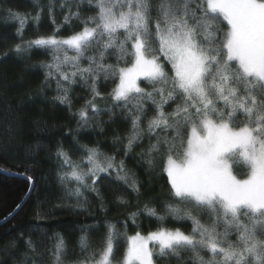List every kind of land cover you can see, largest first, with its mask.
Here are the masks:
<instances>
[{"label":"snow or ice","instance_id":"snow-or-ice-1","mask_svg":"<svg viewBox=\"0 0 264 264\" xmlns=\"http://www.w3.org/2000/svg\"><path fill=\"white\" fill-rule=\"evenodd\" d=\"M33 3L35 15L5 8L0 19L19 24L12 55L26 70H45L37 95L53 90L54 83L57 95L48 102L71 110L73 88L86 87L91 98L72 114L79 121L75 132L103 134L100 125H128L124 136L110 141L113 148L136 159L134 150L147 141L140 156L147 165L145 175L151 176L159 161L169 190L167 199L149 197L141 203L148 183L123 159L105 154L99 145L80 143L70 131L71 150L59 141L52 153L58 183L75 198L74 211H88V193L105 216L80 225L79 254L56 233L54 250L39 251L31 238L24 240V252L16 240L0 246V264H48L46 257L50 264H264V0ZM56 11L62 13L59 23ZM45 12L54 34L25 40L27 20L38 28ZM61 29L71 34L61 37ZM35 50L50 55V61L32 63ZM110 57L114 63L106 62ZM144 82L148 87L141 86ZM109 84L114 85L107 94L110 103L98 104L105 100L101 86ZM101 115L108 119L97 120ZM9 132L0 153L18 139L11 127ZM76 153L84 155L73 160ZM26 179L32 182L30 196L44 178L38 173L34 180ZM71 182L74 188L67 187ZM120 189L136 197L137 207L113 223L106 218L107 205L130 204L116 194ZM14 214L0 223H8ZM49 214L51 209L38 210L37 218ZM144 220L158 227L129 236L127 229L142 227ZM187 221L192 225L187 232L164 226ZM15 229L13 225L9 231ZM101 230L97 249L91 236ZM22 238L20 233L17 239ZM122 245V258L116 259Z\"/></svg>","mask_w":264,"mask_h":264},{"label":"trees","instance_id":"trees-1","mask_svg":"<svg viewBox=\"0 0 264 264\" xmlns=\"http://www.w3.org/2000/svg\"><path fill=\"white\" fill-rule=\"evenodd\" d=\"M46 2V0H42ZM59 3V0H57ZM5 8H11L13 11L24 13H32L35 15L36 8L33 0H0V17L5 15ZM57 23L62 19V13H55ZM19 24L15 21L5 23L0 19V143H7L8 137L12 134L9 128L18 136L14 144L8 148L6 152L0 153V169L3 171L17 173L20 175H7L0 171V221L4 217H8L16 209L17 204H21L29 192L31 182L23 178L22 175L33 177L39 173L44 179L40 181L38 189L31 193L28 199L22 204L14 217L8 223L0 224V246H3L13 240L19 245V251L24 252L26 246L24 240L31 238L36 241L39 251L54 250L57 243L56 233L64 236L69 242L70 247L76 248L79 254L78 242L81 235L80 225H92L105 216L99 209L98 201L94 195L85 193L89 196L91 203L87 205L88 211H74L71 207L76 203L74 197L68 196L64 191V186L58 183L57 160L52 155L55 151L57 142L63 141L66 149H70L72 144V136L66 135L72 132V135H78L80 143L89 146L99 145L101 151L107 155H115L118 160L123 159L127 168L135 172V174L148 183V190H145L141 203L149 197H161L167 199L169 185L165 174L159 171L162 165L157 161L156 171L151 176H146L144 169L146 164H141L140 156L147 149V141L134 150L136 159L126 158L122 152H117L110 141L117 134L124 136L127 133L128 125L117 122L115 124L100 125L105 128L103 134H99L98 130L87 134L81 132L76 133L78 127V118L72 114L78 109L85 106L86 102L91 98L90 92L84 86H76L72 91V108L59 103L52 104L48 101L57 93L53 90L45 89L40 95H37L38 89L44 80V69L26 70L25 64L11 53L12 47L19 42L16 32ZM78 30V29H76ZM55 26L51 23L45 12L41 17V23L37 28L31 18L27 20L23 38L25 40L34 39L37 36H47L54 34ZM71 34V30L61 29L59 35L61 37ZM8 53L5 58L4 54ZM73 53H69L72 55ZM92 53H89L91 55ZM50 55L42 50H35L32 63L39 61H50ZM114 63L111 57L106 61ZM86 62H85V65ZM142 87H148L146 82L141 84ZM114 87L109 84L107 87L101 86V91L105 95L104 101H97L98 104L110 103L107 99L108 92ZM171 111V108H166ZM89 115L91 112L89 111ZM97 120H107L108 117L101 115ZM91 123V122H90ZM45 124L47 128H45ZM83 153L72 155L73 160H79ZM86 167V166H85ZM35 168L36 171H30ZM239 172V170H237ZM68 188H74L75 182L67 184ZM112 187H116L113 185ZM116 194H123L125 199L130 201L128 206L115 205L109 203L107 207V219L116 222L117 219H126L127 213L136 210L137 199L131 193H124L122 189ZM112 197H109L111 201ZM43 202V207H40ZM67 205L63 209H57L55 205ZM51 209L53 214H49L43 220H38L37 211L46 212ZM143 219V217H141ZM139 223V221H138ZM15 225L16 229L9 231ZM169 228H180L187 232L191 229V222L169 223L164 225ZM35 227H41L43 230L38 232L31 231ZM123 230L122 225H117ZM158 225L150 220H144L143 226L140 228L129 227L127 233L129 236L139 231L147 234L156 230ZM20 233H23L22 239H17ZM103 230L100 233H93L91 242L94 248L101 247ZM126 245L120 247L116 259H121ZM82 255V254H81ZM3 253H0V258ZM98 258V257H97ZM46 261L50 264V257H46Z\"/></svg>","mask_w":264,"mask_h":264},{"label":"water","instance_id":"water-1","mask_svg":"<svg viewBox=\"0 0 264 264\" xmlns=\"http://www.w3.org/2000/svg\"><path fill=\"white\" fill-rule=\"evenodd\" d=\"M0 171H3V170H1L0 169ZM5 174H7V175H16L17 173H15V174H12L11 172H7V171H3ZM17 175H20V174H17ZM22 177L23 178H26L27 176H25V175H22ZM31 182V181H30ZM32 183V182H31ZM28 197H29V192H28V194L26 195V197H25V199L23 200V202L21 203V204H23L27 199H28ZM18 210L17 209H15L12 213H16ZM11 219V218H10ZM3 221V220H2ZM0 224H3V223H0Z\"/></svg>","mask_w":264,"mask_h":264},{"label":"rangeland","instance_id":"rangeland-1","mask_svg":"<svg viewBox=\"0 0 264 264\" xmlns=\"http://www.w3.org/2000/svg\"><path fill=\"white\" fill-rule=\"evenodd\" d=\"M146 235V234H145ZM151 246V245H150Z\"/></svg>","mask_w":264,"mask_h":264}]
</instances>
